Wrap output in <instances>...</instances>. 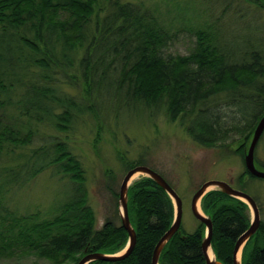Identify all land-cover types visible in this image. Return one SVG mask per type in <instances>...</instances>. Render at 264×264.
Returning a JSON list of instances; mask_svg holds the SVG:
<instances>
[{
	"label": "trees",
	"instance_id": "1",
	"mask_svg": "<svg viewBox=\"0 0 264 264\" xmlns=\"http://www.w3.org/2000/svg\"><path fill=\"white\" fill-rule=\"evenodd\" d=\"M247 1L264 7L259 0ZM220 24L214 20L195 27L188 54L172 55L166 53L172 30L156 8L143 3L0 0V154L33 143L38 125L46 123L65 132L80 115L97 121V111L103 120L135 108L155 114L164 110L170 122H177L201 146H214L233 133L249 139L263 115L264 101L250 108L251 102L243 100L248 107L241 110L239 120L249 119L244 129L239 128V120L221 121L209 104L222 93L236 95L256 87L264 79V66L256 51L229 50L219 36ZM63 86L95 103L83 106V97L78 95L77 101L63 92ZM256 90L262 97L260 87ZM10 109L15 110L13 118L7 114ZM21 115L26 121H21ZM45 171L67 180L69 197L44 217L35 212L4 215L1 208L8 191L25 187ZM111 194L118 200L116 191ZM127 206L136 232L132 253L122 261L90 264H151L154 246L172 223V203L143 177L129 187ZM201 209L212 221L216 261L233 264L234 244L249 227L246 204L212 191L201 200ZM94 223L85 170L65 142L48 141L26 162L0 175L3 253L76 264L85 250L114 254L124 248L127 235L121 225L107 221L102 229L94 230ZM204 230L200 224L186 234L180 227L164 247L159 264H205ZM251 242H255L254 249L241 264H264V225L245 245Z\"/></svg>",
	"mask_w": 264,
	"mask_h": 264
},
{
	"label": "rangeland",
	"instance_id": "2",
	"mask_svg": "<svg viewBox=\"0 0 264 264\" xmlns=\"http://www.w3.org/2000/svg\"><path fill=\"white\" fill-rule=\"evenodd\" d=\"M120 2L143 3L156 8L157 12L164 16L172 30V41L166 49L167 54L182 56L188 54L193 46L192 31L195 27L216 20L221 23L219 36L228 45L229 50L236 53L247 49V53L256 51L264 66V7L257 8L247 0H120ZM261 3L264 5V0H259V4ZM259 87L264 92V79L258 80V85L251 90L240 91L236 95L222 93L211 100L209 105L219 114L221 121L239 120L241 110L248 107L242 103L243 100L251 102L250 108L264 101V94L262 97L257 95L256 89ZM62 90L76 97L77 101L78 95L81 96L68 86H63ZM83 100L81 103L83 106L95 103L94 99L88 100L83 97ZM14 112V109H10L7 114L13 118ZM97 114L99 116L97 121L87 114L80 115L65 132L57 131L46 123L38 125L33 143L12 151L1 152L0 175L5 170L26 162L37 148L48 141H63L79 158L85 170L87 201L95 218L94 230L102 229L107 221H113L115 226L121 225L116 210L118 200L113 198L111 192L116 191L118 194L122 178L128 171L126 168L138 164L157 172L179 196L182 201L181 231L186 234L200 228V223L191 213V198L203 183L209 181L225 182L231 188L243 191L259 205L261 219L264 220V180L244 177L245 181L241 182L240 179L245 166L244 160L235 150L237 144L243 140L240 139V133L230 134L214 146L206 147L192 141L177 122H170L164 110L155 114L152 110L135 108L117 114L112 113L103 120L100 118L101 112L97 111ZM21 121L26 119L23 117ZM248 123L249 119L239 120L238 126L244 129ZM256 156L255 167L258 171L264 172V136L256 149ZM70 194L71 188L67 180H59L51 171H45L25 187L10 189L5 196L7 203L1 208V212L4 215L7 212L17 214L35 212L44 217ZM245 213L250 225L252 212L247 205ZM252 244L245 247L244 253L251 254L253 250L249 248ZM240 257L242 258L241 253ZM0 264L52 263L29 254L14 252L7 255L0 251Z\"/></svg>",
	"mask_w": 264,
	"mask_h": 264
},
{
	"label": "water",
	"instance_id": "3",
	"mask_svg": "<svg viewBox=\"0 0 264 264\" xmlns=\"http://www.w3.org/2000/svg\"><path fill=\"white\" fill-rule=\"evenodd\" d=\"M264 131V113L260 120L257 122L252 135L248 143V150L244 156L245 167L252 176L260 179H264V172L258 171L254 164V150ZM238 144L235 147L237 150ZM150 179L156 186H158L170 199L173 206V219L168 230L161 236L156 245L154 246L151 258V264H159L160 255L166 246V244L172 239V237L179 233L182 219V201L176 192L170 187V185L155 171L146 166H135L128 170L122 178L119 192H118V204L117 212L120 220L121 227L124 229L127 235V242L120 253L104 254L99 252H90L85 254L78 260L76 264H90L93 262H118L126 259L133 251L136 244V232L130 222L128 215V190L133 181L140 178ZM138 178V179H137ZM135 179V180H134ZM212 191L220 192L230 198H234L245 203L252 212V218L248 229L241 234L236 240L233 248L232 260L233 264H241L242 248L246 242L253 237L258 231L260 225V218L257 205L255 201L248 195L238 190L231 188L227 183L221 181H209L203 183L193 194L191 198V213L195 220L204 226L205 234L201 241V251L205 259V264H220L216 261L214 252L211 247L212 237V221L204 215L201 210V200L203 197ZM212 251V259L209 258L208 250Z\"/></svg>",
	"mask_w": 264,
	"mask_h": 264
},
{
	"label": "flooded vegetation",
	"instance_id": "4",
	"mask_svg": "<svg viewBox=\"0 0 264 264\" xmlns=\"http://www.w3.org/2000/svg\"><path fill=\"white\" fill-rule=\"evenodd\" d=\"M263 113H264V111H263ZM263 136H264V131H263V133H262V135L260 136V139L258 140V143H257V145H256V147H255V150H254V156H253V158H254V164H255V162L257 161V156H256V149H257V147L259 146V144L261 143V139L263 138ZM240 139H243L239 144H238V149H237V154L238 155H240V157L244 160V156H245V153H246V151L248 150V147H245V145H247L248 146V142H249V140H250V138L248 139V135H241L240 136ZM247 143V144H246ZM244 164V163H243ZM241 178V182L242 181H245V178L244 177H246L247 179L248 178H251V179H259V180H264V179H260V178H256V177H254V176H252L250 173H248V171H247V169H246V167L244 166V171H243V175H241L240 176ZM240 191V190H239ZM240 192H243V191H240ZM244 193V192H243ZM247 195V194H246ZM242 202V201H241ZM256 203V202H255ZM257 205V204H256ZM257 208H258V212H259V218H260V225H259V228H260V226L261 225H264V220H262L261 219V212H260V207H259V205H257ZM259 228H258V230H259ZM248 242V241H247ZM246 242V243H247ZM251 243H253L251 246H250V248H249V250L251 249V251L254 249V244H255V242H251ZM250 244V243H249ZM245 246L246 245H244V247L242 248V251H241V254H242V258H241V261H242V259H243V257H244V259H245V261H247L248 260V255H249V253L250 252H248V253H244V251H245Z\"/></svg>",
	"mask_w": 264,
	"mask_h": 264
},
{
	"label": "bare ground",
	"instance_id": "5",
	"mask_svg": "<svg viewBox=\"0 0 264 264\" xmlns=\"http://www.w3.org/2000/svg\"><path fill=\"white\" fill-rule=\"evenodd\" d=\"M249 143V142H248ZM135 180V179H134ZM208 255H209V258L212 259V251L209 249L208 250ZM239 256H240V253H239Z\"/></svg>",
	"mask_w": 264,
	"mask_h": 264
}]
</instances>
